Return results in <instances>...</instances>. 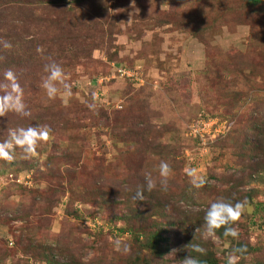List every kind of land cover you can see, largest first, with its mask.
<instances>
[{
  "label": "rangeland",
  "instance_id": "374dc122",
  "mask_svg": "<svg viewBox=\"0 0 264 264\" xmlns=\"http://www.w3.org/2000/svg\"><path fill=\"white\" fill-rule=\"evenodd\" d=\"M51 62L70 95H45ZM8 70L28 115L0 116V142L49 135L0 159V264H264V0H0ZM218 199L247 202L236 239L202 238Z\"/></svg>",
  "mask_w": 264,
  "mask_h": 264
},
{
  "label": "clouds",
  "instance_id": "9594fccd",
  "mask_svg": "<svg viewBox=\"0 0 264 264\" xmlns=\"http://www.w3.org/2000/svg\"><path fill=\"white\" fill-rule=\"evenodd\" d=\"M4 48L11 47L7 42H2ZM44 72L47 74L42 78L41 88L44 90L48 99L54 98L58 93L57 85H63V95L68 96L71 94L70 87L64 83V73L59 64L55 62L44 65ZM4 80L7 83H0V89H4L2 95H0V116H3L6 112H15L20 115H28L25 110V105L22 100V89L16 81L15 74L8 70L3 74ZM89 107H93L89 105ZM49 129L41 126H30L28 128H17L10 130L7 139L0 142V159L11 161L13 159V152L16 148H19L25 154H33L39 142L46 141L48 139ZM169 165L166 162L161 161L159 164V176L160 184L162 187H166L167 177L169 173ZM187 176L190 178V184L194 188H200L204 184L202 177L195 174L194 169L187 170ZM155 187L152 178L149 175L145 176L144 191H151ZM134 200H143L141 190H137ZM246 201H237L234 204L225 202L222 199H218L215 202L209 204L204 214V224L202 238H207L215 235V231L224 227L223 236L236 239L238 237V231L232 227V222L236 221L244 207ZM198 230V229H197ZM117 250H120L119 241L116 242ZM193 252L204 254L205 250L198 244L191 245ZM127 251V248H124ZM239 249H234L233 254H230L227 258V264H236L237 257L235 252ZM183 264H197L195 258L191 256H185Z\"/></svg>",
  "mask_w": 264,
  "mask_h": 264
},
{
  "label": "built area",
  "instance_id": "2783aa9c",
  "mask_svg": "<svg viewBox=\"0 0 264 264\" xmlns=\"http://www.w3.org/2000/svg\"><path fill=\"white\" fill-rule=\"evenodd\" d=\"M133 71L125 68V67H119L118 69H116V75H118L119 77H124V78H130L133 76Z\"/></svg>",
  "mask_w": 264,
  "mask_h": 264
},
{
  "label": "trees",
  "instance_id": "16d2710c",
  "mask_svg": "<svg viewBox=\"0 0 264 264\" xmlns=\"http://www.w3.org/2000/svg\"><path fill=\"white\" fill-rule=\"evenodd\" d=\"M258 0H249V3H256Z\"/></svg>",
  "mask_w": 264,
  "mask_h": 264
}]
</instances>
